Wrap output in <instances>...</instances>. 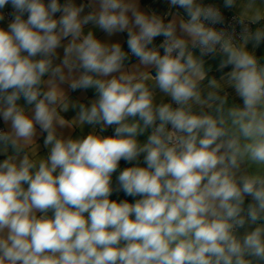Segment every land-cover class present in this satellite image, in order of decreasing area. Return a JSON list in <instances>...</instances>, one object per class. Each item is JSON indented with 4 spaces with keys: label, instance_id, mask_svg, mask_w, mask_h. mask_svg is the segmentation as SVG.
Segmentation results:
<instances>
[{
    "label": "clouds",
    "instance_id": "9594fccd",
    "mask_svg": "<svg viewBox=\"0 0 264 264\" xmlns=\"http://www.w3.org/2000/svg\"><path fill=\"white\" fill-rule=\"evenodd\" d=\"M168 4L0 0V264H264V0Z\"/></svg>",
    "mask_w": 264,
    "mask_h": 264
},
{
    "label": "crops",
    "instance_id": "0c3cea01",
    "mask_svg": "<svg viewBox=\"0 0 264 264\" xmlns=\"http://www.w3.org/2000/svg\"><path fill=\"white\" fill-rule=\"evenodd\" d=\"M206 1H213L217 6L221 7V9L224 10V11L234 12L236 15H238V13H239V9H225V8H223V0H203L204 3ZM61 2L63 3V0H61ZM75 2L78 5L81 4V3L85 4L86 5L85 12L90 10V9L87 8L89 0H75ZM138 3L140 5L141 10H143L145 12H148V13L156 12V13L161 14V15H166L169 19H171L173 16L177 15L178 13H181V14L183 13L182 9H177V8L170 7V5L168 4V0H138ZM5 11L7 12V9ZM7 22L8 21L6 19L4 22H0V24H2V26H6ZM86 30H87V28H86ZM97 35H102V34L97 30ZM115 39H119V40H121V42H123L126 39V35L125 34H118L115 37ZM162 40H163V37L158 38L157 39V43L161 42ZM124 47H125V50H127L126 43H124ZM249 47H251V45ZM261 49L264 50V43H262ZM131 62L135 63L136 60L131 61ZM210 63L213 65V73H210V75H211V74L215 73L216 61H210ZM72 95H73V97L80 99L81 102H88V100L90 98H93V90H87V91L77 90L75 93H72ZM233 95H234V93H233ZM161 96H162V94H159L158 100H159V98ZM21 103H23V101H21ZM74 115H75V112L70 110L66 114V118H72ZM0 127H3L2 121H0ZM91 130H92L91 126H85V128L83 129V134H87V132H89ZM63 131H64V134L66 136L68 134H71V135H74V136L81 134V130L80 129H75V130H71V131L65 129ZM97 131H98V129H97ZM112 131L113 130L111 128H109L104 134L107 135L108 132L112 133ZM139 139L141 140V142L145 141L146 140V135L139 137ZM40 143H41V146H42V139H41ZM34 151H35V149H34ZM41 154L42 155H46L47 154V150L41 148ZM140 161H141V164L143 166V163H142L143 162V157L142 156L140 158Z\"/></svg>",
    "mask_w": 264,
    "mask_h": 264
},
{
    "label": "trees",
    "instance_id": "16d2710c",
    "mask_svg": "<svg viewBox=\"0 0 264 264\" xmlns=\"http://www.w3.org/2000/svg\"><path fill=\"white\" fill-rule=\"evenodd\" d=\"M134 60H135V58H132V61H134ZM129 166H131V165L124 162V161H121L120 169L122 170L124 167H129ZM115 175H118V173L114 174V177H113L114 184H115ZM112 198L113 199H128L129 202H134L133 198L125 196L123 192L115 193Z\"/></svg>",
    "mask_w": 264,
    "mask_h": 264
},
{
    "label": "built area",
    "instance_id": "2783aa9c",
    "mask_svg": "<svg viewBox=\"0 0 264 264\" xmlns=\"http://www.w3.org/2000/svg\"><path fill=\"white\" fill-rule=\"evenodd\" d=\"M208 3L215 4L213 1H206V2H205V4H208ZM215 5H216V4H215ZM216 6H217V5H216ZM221 10H222V9H221ZM222 13H223V15L225 16V18H226V22H227V23H231V22H232V17H233L234 15H236L234 12L224 11V10H222ZM217 27H220V26L218 25ZM237 31H239V28H237ZM110 134H112V133H111V132H108L107 135H110Z\"/></svg>",
    "mask_w": 264,
    "mask_h": 264
}]
</instances>
